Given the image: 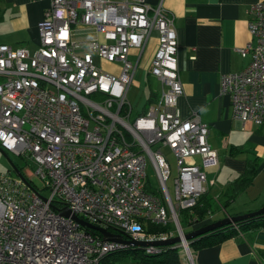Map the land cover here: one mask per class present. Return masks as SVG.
Wrapping results in <instances>:
<instances>
[{
	"label": "built area",
	"instance_id": "1",
	"mask_svg": "<svg viewBox=\"0 0 264 264\" xmlns=\"http://www.w3.org/2000/svg\"><path fill=\"white\" fill-rule=\"evenodd\" d=\"M48 1L35 50L0 44V147L29 159L30 176L43 183L38 188L27 178L29 184L0 174V264H98L107 253L136 249L105 240L72 214L127 240L180 235V244L140 249L157 254L181 247L185 263L194 264L179 212L207 192L213 180L204 169L219 159L199 115L179 114L183 87L173 17L145 0ZM248 31L252 40L237 49L248 64L223 74L220 92L228 95L234 119L261 126L264 0L252 5ZM153 32L158 43L149 73L160 90L135 115L127 93ZM158 143L176 157L174 199L166 183L168 164L151 148ZM148 161L156 191L147 188ZM171 221L175 233L146 230V223Z\"/></svg>",
	"mask_w": 264,
	"mask_h": 264
},
{
	"label": "crops",
	"instance_id": "2",
	"mask_svg": "<svg viewBox=\"0 0 264 264\" xmlns=\"http://www.w3.org/2000/svg\"><path fill=\"white\" fill-rule=\"evenodd\" d=\"M259 1L262 0H145L153 7L161 5L173 17L183 87L177 98L179 114L183 119L193 113L199 115L208 127V142L219 159L217 166L209 167L212 170L207 175L213 180L207 189L212 211L202 221L187 224L190 231L264 205V125L247 122L243 126L233 118L228 95L220 92V77L241 71L248 64V57H242L237 49L252 40L248 21L252 5ZM48 5V0H0V44L35 50L39 46L37 24ZM157 43L153 32L135 69L133 81L139 79L141 89L149 93L136 101L140 102L137 107L128 98L133 114L135 108L137 114L144 113L160 90L159 80L149 73ZM133 54L130 58L135 61ZM254 160L258 164L253 181L226 202L233 181ZM258 182L255 194L245 197ZM192 255L194 264H264V225L247 227L216 244L197 248ZM181 264H186L185 259Z\"/></svg>",
	"mask_w": 264,
	"mask_h": 264
},
{
	"label": "trees",
	"instance_id": "3",
	"mask_svg": "<svg viewBox=\"0 0 264 264\" xmlns=\"http://www.w3.org/2000/svg\"><path fill=\"white\" fill-rule=\"evenodd\" d=\"M257 164L258 163L255 160L249 161L244 174L233 181L232 187L230 188L232 190L228 193L229 198L226 202L230 201V199L234 197L235 194H237L241 189H243L253 181V178L257 173ZM17 168L21 170L19 167ZM147 188L149 189L150 186L147 185ZM207 196V192L202 194L197 199L195 206L190 209L180 211L181 213H184L185 220H188V218L192 219L194 221L193 223L195 224L196 222L198 223L202 221L208 215V212L211 210V204L206 198ZM258 225H264V215H257L237 221L235 223H230L228 225L207 232L203 235L194 237L193 239L189 240V248L191 252L194 253L197 248L216 244L217 242H220L221 240L230 237L234 233L242 231L247 227H254ZM146 230L164 232L168 231V226L148 224ZM127 250L128 249H122L107 253L99 260L98 264H119L118 259L123 257V255L121 254L118 256H114V253L119 251L127 252ZM184 256L185 254L181 247H168L167 249L157 254L144 253L139 258L138 262L141 264H181L183 262Z\"/></svg>",
	"mask_w": 264,
	"mask_h": 264
},
{
	"label": "rangeland",
	"instance_id": "4",
	"mask_svg": "<svg viewBox=\"0 0 264 264\" xmlns=\"http://www.w3.org/2000/svg\"><path fill=\"white\" fill-rule=\"evenodd\" d=\"M140 81L139 79L135 78L133 83L130 86L129 93H128V98L133 104L136 105V107L140 104L138 102L136 104V101H140L142 96L148 95L149 91L148 89H141L140 87ZM139 108V107H138ZM137 108L134 109V114H137ZM153 150H160L162 153L163 157L165 158V161L168 164L169 167V177L167 178V187L173 196L174 199V179L177 177V164H176V157L174 156L173 152L171 149H169L167 146H161L159 143L155 144L151 147ZM7 155V156H6ZM6 155L2 151H0V174L2 173H10L12 177H16V174L13 170V164H15L17 167L21 169V172L23 175L30 180L33 185L37 186L38 188H41L43 186L42 181L37 177V176H30V174L34 171V165L33 163L27 159L23 158L21 156L15 155L13 153H8L6 152ZM200 164V162H198ZM206 173L208 175V172L212 170V168H206ZM146 183L148 186L151 188H154V190L159 189V184L156 178L155 170L152 166V164L148 161L147 166H146ZM259 182L257 184L252 185L250 188L249 192L245 197H248L249 195L255 194L256 190L258 189ZM212 192V191H211ZM45 193V191H43ZM244 197V199H245ZM209 202H211L209 199L211 197L207 196L206 197ZM262 199H264V194L261 196ZM212 203V202H211ZM249 203V201H248ZM212 211L211 210L208 212V214ZM189 219V218H188ZM179 222L185 232L190 231L189 227L187 226L188 222L184 218V213H179ZM168 226V230L174 231L175 233L176 226L173 221L169 222L166 224ZM146 227H148V224L146 223ZM125 253V254H123ZM123 255L120 259H118L119 264H141L139 263V258L144 254L142 249H128L127 252H115L114 256L118 255Z\"/></svg>",
	"mask_w": 264,
	"mask_h": 264
},
{
	"label": "water",
	"instance_id": "5",
	"mask_svg": "<svg viewBox=\"0 0 264 264\" xmlns=\"http://www.w3.org/2000/svg\"><path fill=\"white\" fill-rule=\"evenodd\" d=\"M0 151H2L4 153V155H6V152L1 147H0ZM11 164L13 166V170H14L16 176L19 177L21 180H23L25 183L29 184V181L23 175L21 170H19L17 168V166L15 164H13L12 162H11ZM63 214L67 215V216L70 215L68 210L64 211ZM257 215H264V205H262L256 211H252V212H249L246 214H241V215H234L231 217L227 216V217H224L222 219H219V220L213 221L211 223L205 224L203 226H200L199 228H196L194 230L185 232L183 239L185 241H189V240L193 239L194 237L203 235V234L210 232L214 229H217V228H220L222 226L228 225L230 223H235L237 221L244 220V219H247V218H250L253 216H257ZM71 217L74 220H76L77 222H79L81 226L99 231L103 235L105 240L124 243L127 246H131L133 248L140 249L141 247H149V246H166V245L180 244L182 242V237L180 235H176V236L169 237L166 239L149 240V241H137V240H130V239L127 240V239H124L121 234L111 233L110 231H108L107 229H105L103 227L96 226L94 224H91V223L77 217L75 214H72Z\"/></svg>",
	"mask_w": 264,
	"mask_h": 264
},
{
	"label": "bare ground",
	"instance_id": "6",
	"mask_svg": "<svg viewBox=\"0 0 264 264\" xmlns=\"http://www.w3.org/2000/svg\"><path fill=\"white\" fill-rule=\"evenodd\" d=\"M6 152V151H5ZM142 249L146 248V247H141Z\"/></svg>",
	"mask_w": 264,
	"mask_h": 264
}]
</instances>
